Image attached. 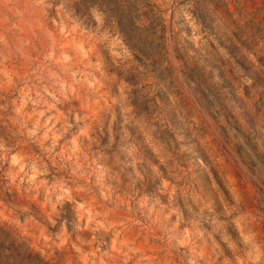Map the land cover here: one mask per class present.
<instances>
[{
	"label": "rangeland",
	"instance_id": "1",
	"mask_svg": "<svg viewBox=\"0 0 264 264\" xmlns=\"http://www.w3.org/2000/svg\"><path fill=\"white\" fill-rule=\"evenodd\" d=\"M0 264H264V0H0Z\"/></svg>",
	"mask_w": 264,
	"mask_h": 264
},
{
	"label": "trees",
	"instance_id": "2",
	"mask_svg": "<svg viewBox=\"0 0 264 264\" xmlns=\"http://www.w3.org/2000/svg\"><path fill=\"white\" fill-rule=\"evenodd\" d=\"M31 255V253L29 252L28 253V256ZM35 257H38L36 254L34 255ZM37 262H34V261H28V263H39L40 261L39 260H35Z\"/></svg>",
	"mask_w": 264,
	"mask_h": 264
}]
</instances>
